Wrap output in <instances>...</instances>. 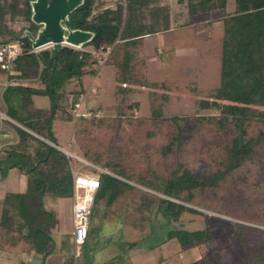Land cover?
Here are the masks:
<instances>
[{
  "label": "trees",
  "instance_id": "obj_1",
  "mask_svg": "<svg viewBox=\"0 0 264 264\" xmlns=\"http://www.w3.org/2000/svg\"><path fill=\"white\" fill-rule=\"evenodd\" d=\"M21 1L22 6L19 0H0V43L17 41L21 46V54L0 67V74L10 80L1 92L0 109L54 143L52 121L74 120V139L82 155L113 174H96L100 185L94 193L89 230L101 207L105 219L121 216L124 224L143 229L152 211L171 221H177L185 212L203 215L187 206L194 205L242 221H227L240 246L236 257L243 264H264V228L259 227L264 226V147H260L264 146V0H233L234 9L229 13L228 0H187L190 17L213 9L223 15L219 82L205 96L194 99V110L169 115L154 108L150 117L76 115L74 119V104L83 94L81 78L98 72L100 64L93 51L102 46L113 45L103 63L115 70L118 96L131 92L135 85L160 87L167 92L194 90V82L182 85L170 80H146L147 63L141 57L145 45L141 39L169 29L165 6L159 0H124L111 8L103 7L102 0H80L61 25L88 32L89 38L80 44L81 48L64 45L54 52L52 47L33 50L32 38L37 37L43 25L32 36L35 0ZM148 4L154 7V19L144 23L141 8ZM7 15L11 19L20 16L27 25L18 30L11 28ZM199 40L197 46L203 56L204 45ZM88 46L90 49H86ZM34 96L48 97L49 106H36ZM133 106L138 103L128 105ZM6 121L15 129L18 141L0 161V172L14 169L25 175L27 187L23 193H6L4 197L0 248L20 245L24 252L34 251L45 257L51 252L52 239L30 201L35 198L41 211L49 213L44 197H71L70 161L58 148ZM162 127L166 131L158 149L153 140ZM187 135L201 141L197 168L175 159ZM243 166L250 170L247 184L238 181L233 173ZM216 221L224 222L221 218ZM214 227L208 222L197 229L179 226L168 230L166 240L175 239L181 251L207 243L210 250L199 261L220 264ZM161 261L162 258L155 264Z\"/></svg>",
  "mask_w": 264,
  "mask_h": 264
},
{
  "label": "rangeland",
  "instance_id": "obj_2",
  "mask_svg": "<svg viewBox=\"0 0 264 264\" xmlns=\"http://www.w3.org/2000/svg\"><path fill=\"white\" fill-rule=\"evenodd\" d=\"M20 6H22V1ZM103 7L114 8L117 1L124 3V0H102ZM196 2L197 0H192ZM165 6L163 12L168 14L170 26L168 30H163L145 35L141 41L145 45V51L141 56L147 63L148 82L173 81L177 84H190L194 82V90L183 88V90H171L167 92L160 87L151 88L135 85L133 90L126 95L118 96L116 73L112 65L98 62V72L86 74L81 78L83 94L80 98V112L95 111L102 109V115H123V117L141 116L150 117L154 108H161L166 114H184L196 108L197 102L194 99L201 98L218 85L219 82V51L221 37L223 33V15L218 10H211L209 13L198 11L193 17L188 15V1L182 0H159ZM153 6L143 5L141 8V20L149 23L153 16ZM234 1L228 0L226 13L233 11ZM7 25L14 29H21L27 22L20 16L11 19L6 16ZM42 27L41 23H35L31 28L32 36L37 35V31ZM67 30L64 31V34ZM204 45L203 53L200 55L197 43ZM51 47L49 44L37 48L36 51ZM90 49V47H86ZM113 48V47H112ZM3 84L0 87V96L4 87L10 83L4 75ZM71 86L67 85L65 89ZM42 99V100H41ZM41 101L47 102L49 98L39 96L35 100V105L41 107ZM134 102L138 106L129 108L128 105ZM45 104V105H46ZM46 105V106H47ZM47 106V107H48ZM19 111V109H17ZM207 112V110H202ZM100 117V116H98ZM75 116L73 115V119ZM122 122L121 127L124 126ZM165 128L162 127L160 133L153 140V144L160 149L163 145ZM52 139L63 148L74 152L76 161L74 166L90 163L81 153L74 139V120L59 121L54 120L52 124ZM200 138L186 136V141L180 151L175 155V159L184 160L190 166L199 167V156L197 148L200 145ZM261 148L264 146L261 145ZM159 155V153L157 154ZM68 157V156H67ZM69 161L72 160L68 157ZM174 163V162H173ZM172 163V164H173ZM175 164V163H174ZM97 166V165H95ZM98 167V166H97ZM87 170L98 173H108L105 168H90ZM7 177L0 179V214L3 207V197L6 192L21 193L26 187V177L18 176L12 170L7 171ZM71 173V169H70ZM234 175L238 181L247 184L250 179V170L243 166L234 170ZM5 174L1 171L0 175ZM38 201V200H37ZM35 198L30 201V207L36 211L39 222L45 224L43 229L52 224L55 220L58 225L59 234L46 233L52 239V249L50 254L53 259H58L59 264H155L162 258L161 264H203L199 261L203 254L209 252L207 243L195 244L180 250V246L175 239L166 240L167 232L179 226L188 229L202 228L205 222L214 224V239L219 248L220 264H228L234 260L235 264H243L237 256L240 246L234 233L230 231L227 221H238L230 216L216 211L206 210L194 205H188L203 212V215L185 212L177 221H171L152 211L149 213V220L143 229H136L124 224L121 216H116L111 220L105 219L103 207L98 215L93 218L91 224V235L81 246V253L75 258V245L73 242L72 224V199L65 197L55 199L54 197H44L43 202L46 208L56 201L48 209L49 213L41 211ZM221 218L224 222H217ZM216 222L218 224H216ZM264 228V226H259ZM41 228V227H39ZM20 247L16 249H5L6 253H11L12 258H0L2 264H14L15 258L23 260V253ZM3 251L0 249V253ZM200 256V257H199ZM197 259V260H196ZM24 264V263H23Z\"/></svg>",
  "mask_w": 264,
  "mask_h": 264
},
{
  "label": "built area",
  "instance_id": "obj_3",
  "mask_svg": "<svg viewBox=\"0 0 264 264\" xmlns=\"http://www.w3.org/2000/svg\"><path fill=\"white\" fill-rule=\"evenodd\" d=\"M64 46H70L73 48H81L80 45H73L68 42H62ZM113 45L102 46L97 51H93L95 58L98 62H104L110 53ZM37 50V48H33ZM21 54V46L17 41H11L8 43H0V67L4 68L10 62L16 59L17 56ZM80 102L74 104L73 115H85L87 117H98L102 115V109L97 108L95 111H86L80 112ZM1 120H12L4 110L0 109V121ZM50 145L58 148L64 152L71 160L70 169L72 176V224H73V242L75 245V258L78 257L81 253V246L85 243L90 225V215L93 205V198L96 189L99 187V178L97 175H94L93 172L87 170L86 167L97 169L99 167L92 165L90 163L84 162L83 165L78 167L74 166L76 156L74 152L63 148L62 146L44 139ZM98 170V169H97Z\"/></svg>",
  "mask_w": 264,
  "mask_h": 264
},
{
  "label": "water",
  "instance_id": "obj_4",
  "mask_svg": "<svg viewBox=\"0 0 264 264\" xmlns=\"http://www.w3.org/2000/svg\"><path fill=\"white\" fill-rule=\"evenodd\" d=\"M80 0H35L32 3V19L43 25L36 38H32V47L40 48L50 45L54 52L62 42L80 45L89 38V33L70 30L61 25L65 16L79 4ZM67 33L64 34V31Z\"/></svg>",
  "mask_w": 264,
  "mask_h": 264
},
{
  "label": "crops",
  "instance_id": "obj_5",
  "mask_svg": "<svg viewBox=\"0 0 264 264\" xmlns=\"http://www.w3.org/2000/svg\"><path fill=\"white\" fill-rule=\"evenodd\" d=\"M87 49V48H86ZM4 75L6 76V74H0V87L1 85L4 83L3 82V78H4ZM7 80L10 81L7 77ZM39 97V96H34L33 97V100L35 102L36 98ZM44 97V96H42ZM42 100V99H41ZM41 108H47V102L45 101H41ZM47 106H46V105ZM10 121V120H9ZM54 121V120H53ZM53 121H52V124H53ZM10 122H12L13 124H16L18 125L19 127H22L24 129H26L25 127H23L21 124H19L18 122H16L15 120H11ZM28 132L34 134L35 136L39 137L40 139L44 140L45 138L41 137V136H38L37 134H35L34 132L26 129ZM18 141V135L15 131V129L11 126V124L6 121V120H1L0 121V161L3 160L9 149H10V146L17 143ZM12 170L16 175L18 176H25L23 174H17L14 169H10ZM7 172L3 175H0V179L2 178H6L7 177ZM26 177V176H25ZM26 182H27V178H26ZM26 187H27V183H26ZM25 187V189H26ZM25 189L21 192L23 193L25 191ZM6 193H17V192H6ZM5 193V195H6ZM4 195V197H5ZM4 197H3V200H4ZM60 199V198H59ZM62 199V198H61ZM72 199V198H71ZM56 201H53L51 202L48 207L50 209V207H52L54 204H55ZM72 207V205H71ZM4 208V205L1 209ZM46 231L47 229H49L47 232L48 233H56V234H59L60 231L58 230V225H57V222H55V220L52 221V224L50 223L49 225H47L45 228H44ZM91 235V228L89 230V233H88V237ZM87 237V238H88ZM87 240V239H86ZM20 247L21 249V246H17L15 248H11V249H16ZM1 249V248H0ZM3 251H1L0 253V258H5V259H10L12 258V254L9 252V253H6V251H4L5 249H2ZM22 253H23V260L21 259H18V258H15V263L14 264H59V261L58 259H53L51 256V254L49 253L47 256L43 257L41 254H38L34 251H30V252H24L22 250H20ZM185 251V250H184ZM200 257V256H199ZM197 260V259H196ZM0 264H2V262H0Z\"/></svg>",
  "mask_w": 264,
  "mask_h": 264
}]
</instances>
